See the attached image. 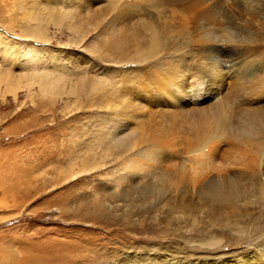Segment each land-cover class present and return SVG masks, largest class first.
Instances as JSON below:
<instances>
[{
    "label": "bare ground",
    "instance_id": "1",
    "mask_svg": "<svg viewBox=\"0 0 264 264\" xmlns=\"http://www.w3.org/2000/svg\"><path fill=\"white\" fill-rule=\"evenodd\" d=\"M120 1L92 0L79 14L95 30L92 51L101 61L136 65L120 89L121 80L106 77L90 85L110 120L91 133L89 176L97 174L111 191L86 211L167 207L175 219L181 209L187 222L203 219L212 227L229 224L228 213L237 220L253 214L256 232L264 221V0ZM240 8L257 20L231 15ZM67 29L82 34L80 27ZM33 30L20 35L47 42L37 24ZM0 47L24 64L62 60L57 50L10 42L1 33ZM48 77L46 92L62 79ZM178 123L182 135L174 138ZM69 171L73 181L87 169ZM258 254L242 263L264 264Z\"/></svg>",
    "mask_w": 264,
    "mask_h": 264
},
{
    "label": "rangeland",
    "instance_id": "2",
    "mask_svg": "<svg viewBox=\"0 0 264 264\" xmlns=\"http://www.w3.org/2000/svg\"><path fill=\"white\" fill-rule=\"evenodd\" d=\"M91 1L0 0L3 37L62 54L59 63L30 65L0 47V264H243L258 252L262 256L264 221L252 232L253 214L237 220L228 213L229 224L212 227L208 220L187 222L181 209L175 219L167 207L86 211L94 201L102 202V191H111L97 174L89 176L91 133L110 120L96 104L98 97L90 94V85L106 77L121 80L115 85L120 89L136 71L134 64L119 69V63L101 61L93 53L95 30L82 20ZM233 12L234 17L257 20L243 8ZM222 13L229 16L228 10ZM36 24L47 42L21 37L22 32L33 34ZM67 25L80 27L82 34ZM46 74L49 81L62 77L58 85L47 84L48 92ZM179 128L180 123L172 137L182 135ZM162 132L159 128L158 134ZM84 168L87 172L76 181L68 178L69 170Z\"/></svg>",
    "mask_w": 264,
    "mask_h": 264
}]
</instances>
